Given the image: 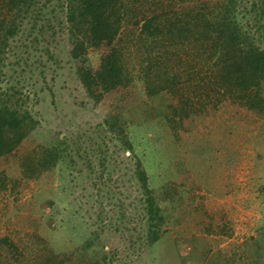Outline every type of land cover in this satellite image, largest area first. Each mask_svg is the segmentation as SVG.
<instances>
[{
	"label": "rangeland",
	"instance_id": "1",
	"mask_svg": "<svg viewBox=\"0 0 264 264\" xmlns=\"http://www.w3.org/2000/svg\"><path fill=\"white\" fill-rule=\"evenodd\" d=\"M47 38L53 59L34 54L21 72L9 54L3 86H15L41 123L44 138L30 153L66 141L69 156L39 180L22 181L19 162L0 166L8 174L0 188V264H264V118L235 113L224 101L216 108V100L192 114V96L182 123L168 106L178 104L171 93L150 98L139 83L142 101L113 128L105 119L114 105L92 104L65 42ZM89 53L97 66L100 54ZM137 158L157 198L170 197L156 227Z\"/></svg>",
	"mask_w": 264,
	"mask_h": 264
},
{
	"label": "trees",
	"instance_id": "2",
	"mask_svg": "<svg viewBox=\"0 0 264 264\" xmlns=\"http://www.w3.org/2000/svg\"><path fill=\"white\" fill-rule=\"evenodd\" d=\"M25 33L34 38L26 41ZM47 36L65 42L86 98L114 105L105 119L113 128L120 113L142 101L139 83L150 98L171 93L178 104L168 106L182 123L189 119L192 96L198 100L192 101L197 107L192 114H202L205 102L216 100V108L224 101L235 113L264 118V0H0V166L19 162L21 180H39L69 156L66 141L42 142L30 153L44 138L41 123L15 86H3L9 54L21 72L34 54L53 59ZM91 49L100 54L97 66L90 61ZM121 139L134 149L128 134ZM136 174L150 226L156 227L170 197L157 198L138 158ZM7 178L0 171V188ZM152 234L156 241L159 233ZM3 241L17 249L8 238Z\"/></svg>",
	"mask_w": 264,
	"mask_h": 264
}]
</instances>
